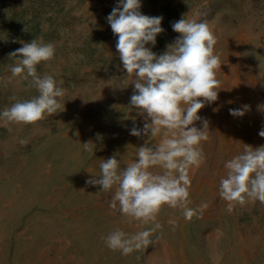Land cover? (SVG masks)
Masks as SVG:
<instances>
[{"label":"rangeland","instance_id":"obj_1","mask_svg":"<svg viewBox=\"0 0 264 264\" xmlns=\"http://www.w3.org/2000/svg\"><path fill=\"white\" fill-rule=\"evenodd\" d=\"M118 3L0 0V112L13 97L38 95L19 77L3 82L16 59L9 54L35 38L55 45L54 59L38 65V74L53 75L66 89L64 109L34 125L0 120V264H264V204L236 205L229 213L219 196L225 162L244 145L264 146V0H141L142 14L162 17L164 31L155 46L146 45L156 55L179 38L172 24L182 18L206 21L217 37L221 86L217 101L198 112L202 120L194 126L203 130L207 120L209 139L203 162L189 172V206L208 207L189 221L165 206L146 250L124 256L105 246L102 237L116 228L143 229L119 206L109 207L112 192L87 181L99 178L101 160L115 156L123 168L136 159V148L161 139L130 134L143 128L145 116L130 106L134 85L122 81L118 37L107 22ZM244 105V116L230 114ZM89 141L94 155L84 151Z\"/></svg>","mask_w":264,"mask_h":264},{"label":"clouds","instance_id":"obj_2","mask_svg":"<svg viewBox=\"0 0 264 264\" xmlns=\"http://www.w3.org/2000/svg\"><path fill=\"white\" fill-rule=\"evenodd\" d=\"M141 0H119L107 17L112 32L118 37L116 49L126 70L127 82L131 78L134 93L130 106L145 116L142 129L133 127L135 137H161L158 143L136 148V159L121 168L115 157L101 160L99 178L87 181L98 185L102 192H112L109 207L119 211L131 223L137 222L143 230L126 233L120 228L102 237L105 246L127 256L146 250L162 225L158 216L167 206L179 209L186 220L199 218L207 203L192 208L190 199V169L199 167L204 160L202 143L209 139V124L202 121L203 130L194 126L202 118L198 112L205 103L217 101L221 81L216 70L220 68V55L216 51L217 37L206 21L182 18L172 24L179 38L167 46V51L156 55L146 47L155 46L156 37L164 31L162 17L141 13ZM16 58L10 68V83L19 77L28 81L38 95L16 102L0 112L5 123L34 125L47 116L64 109L61 102L66 89L53 75L37 72V66L55 57V45L38 37L9 54ZM203 98V102L201 100ZM248 106L230 109L233 117H242ZM264 138V130L259 132ZM99 138V134H97ZM26 144V140H20ZM84 151L94 155L96 145L83 144ZM226 176L219 181V196L227 202V211L236 205L259 201L264 204V146L253 149L244 145L242 153L225 162ZM155 169H159L158 171ZM81 191V190H80ZM173 225L175 221H170ZM145 225L150 227L143 228ZM159 239V237H156ZM139 259V257H137Z\"/></svg>","mask_w":264,"mask_h":264}]
</instances>
